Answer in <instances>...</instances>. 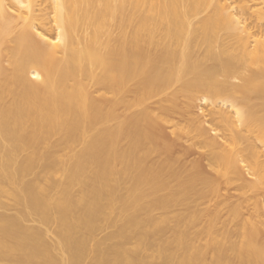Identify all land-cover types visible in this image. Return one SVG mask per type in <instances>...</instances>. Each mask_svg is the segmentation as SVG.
Segmentation results:
<instances>
[{"label": "bare ground", "instance_id": "obj_1", "mask_svg": "<svg viewBox=\"0 0 264 264\" xmlns=\"http://www.w3.org/2000/svg\"><path fill=\"white\" fill-rule=\"evenodd\" d=\"M8 1L22 26L11 37L0 0V208L15 210L0 264H264V34L229 0Z\"/></svg>", "mask_w": 264, "mask_h": 264}, {"label": "rangeland", "instance_id": "obj_2", "mask_svg": "<svg viewBox=\"0 0 264 264\" xmlns=\"http://www.w3.org/2000/svg\"><path fill=\"white\" fill-rule=\"evenodd\" d=\"M230 2L229 3H231V6H232V8H234V9H231L232 10V13L236 16V17H238V18H241L240 20L241 21H243L242 22V24H244V27L248 30V32L250 33V32H252L251 34H255L256 36L255 37H263V34H264V28H262V26H260V25H258L257 24V22H255V19H254V16H253V11L254 10H256L255 8H256V6L252 3L251 4V0H246V7H248V8H243V10H241L242 8H240L239 6L241 5V3H243L242 2V0H229ZM8 0H6V2H5V5H6V9H7V12H8V14L10 15V17L12 18V20H13V22H12V33H11V37H13L14 35H16L17 33H18V31H19V29L21 28V23H20V21L16 18V14L17 13H15V11L10 7L11 5H9L8 4ZM251 7V8H250ZM39 9L41 8H43V6H41V7H38ZM240 9V10H239ZM245 9V10H244ZM38 13V12H37ZM206 15V13L204 12H202V13H200V14H198V16L197 17H195V19H193V22H197V20H200L201 18H203L204 16ZM196 20V21H195ZM47 26H49V25H46V27L44 26L43 28H45V29H43V31H45L48 27ZM243 26V25H242ZM260 28H259V27ZM262 28V29H261ZM49 29H47V31H45V32H47V33H49V31H48ZM263 31V32H262ZM260 33V34H259ZM258 34V35H257ZM47 35V34H46ZM48 36V35H47ZM235 81V82H234ZM233 81V83H235V84H237V83H239V81L238 80H234ZM238 81V82H237ZM92 90H94L93 88H92ZM98 94L99 93H95L94 95L95 96H98ZM196 105H194L193 106V108H191V109H189V117L192 119L193 118V121H194V119H197L195 122H200L201 124H202V126L204 127V128H207V129H209L210 128V125H209V123L208 122H205V121H208L207 119H208V109H209V106H207L205 103H202V102H196L195 103ZM206 106V107H205ZM145 108L146 109H148V110H150V100H148L147 101V103H146V105H145ZM133 111V110H132ZM127 113V112H126ZM125 114V112L123 111V110H121V108H120V110H119V115L120 116H123ZM127 114H129V112L127 113ZM201 120V121H200ZM205 120V121H204ZM168 131L169 130H166V135L164 134L163 135V137L164 136H167V137H169L170 136V132L168 133ZM210 133V135L212 136L213 135V133L212 132H209ZM167 137H165V138H167ZM182 145V146H181ZM188 145L189 144H187V142H181L179 145H177V146H173V152L175 153V151L176 150H183V146L185 147V148H187L188 147ZM180 147V148H179ZM179 148V149H178ZM199 150H197V149H195V148H191L190 149V151H189V153H188V155H187V157H186V162L188 163V161L190 160V163L192 164L193 162H194V166L196 167V168H198V170L200 169V171L202 172H204V174L207 176V177H212V172L209 170V169H207V166H206V162H204L203 160V158H202V156H201V154H200V152H198ZM25 155H27V152H23V153H20V155H19V157H18V159L19 160H21L22 158H24V156ZM201 156V157H200ZM199 158L201 159V160H199ZM188 159V160H187ZM196 159V160H195ZM203 159V160H202ZM196 163V164H195ZM205 163V164H204ZM37 171V170H36ZM202 172V173H203ZM244 172H246V171H244ZM33 175H34V173H30V174H28L27 175V179H31L32 177H33ZM244 178L246 179V180H248V181H250V180H252L251 178H250V176L249 175H247V173H244ZM227 193V194H226ZM222 194H226V196H228L226 199H228L229 198V200L227 201V205L228 204H230V205H232V204H237L238 202H239V192L238 191H235V190H233V188L230 190V191H227L226 192V190H224V191H222ZM229 194V195H228ZM5 203H6V207H1L0 208V213H4V214H8V215H14L15 214V210H14V208L13 209H11V207H10V201L8 200V199H5V200H3ZM229 206V205H228ZM203 207V206H202ZM225 211L226 210H224V212H223V214L225 213ZM157 213V212H156ZM226 214V213H225ZM155 215H157V214H155ZM158 215H159V213H158ZM245 216H247V214H245ZM224 217H226V216H224ZM32 220V219H31ZM30 220V221H31ZM29 220L27 221V222H25V224L26 225H36V226H38L37 225V223H35L34 221H31L30 222ZM34 223V224H33ZM264 224V223H263ZM44 227L45 226H42V225H40V228H42V229H44ZM47 227H50V228H48L47 229ZM55 225H54V227H53V225H50V226H46V228L44 229L45 231L47 230V234H45V236H49V237H47L49 240H47V241H50V240H52V242L50 241V243H53V240L55 241V236H54V234L52 233V232H55ZM53 230V231H52ZM111 231H112V229H110V228H106V231H105V229H103L102 231L100 230V231H98L97 233H96V241L97 240H100L101 238H104L106 235H108L109 233H111ZM102 233V234H101Z\"/></svg>", "mask_w": 264, "mask_h": 264}]
</instances>
